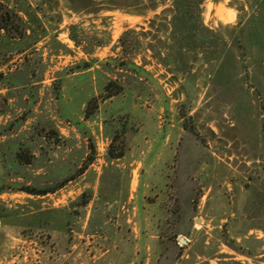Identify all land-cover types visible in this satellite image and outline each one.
Here are the masks:
<instances>
[{"label": "rangeland", "instance_id": "1", "mask_svg": "<svg viewBox=\"0 0 264 264\" xmlns=\"http://www.w3.org/2000/svg\"><path fill=\"white\" fill-rule=\"evenodd\" d=\"M0 2V264H264V0Z\"/></svg>", "mask_w": 264, "mask_h": 264}, {"label": "trees", "instance_id": "2", "mask_svg": "<svg viewBox=\"0 0 264 264\" xmlns=\"http://www.w3.org/2000/svg\"><path fill=\"white\" fill-rule=\"evenodd\" d=\"M171 8H170V18H169V27L172 28L173 35L177 33L181 34L180 36L183 39L191 38L197 34L198 31L207 30V28L202 24L201 21V4L202 0H171ZM0 29L5 31V33L11 38H22L25 33L24 23L17 12L11 9L6 4L0 2ZM129 31L123 32L120 36L121 47L125 48L124 35H126ZM72 39L78 45L76 38L73 36ZM100 42V41H99ZM100 43H98L99 45ZM122 89V85L116 81H108L104 86V90L106 91L107 96L114 95L120 92ZM91 102L86 106L85 116H89L91 114ZM7 129L0 126V135H3ZM13 155L17 161L21 163H30L31 157L28 155L25 150L21 147H18L13 151ZM122 155L121 152L112 153L111 157L118 158ZM11 180V179H10ZM14 181H9L5 183V185L0 184V192L5 190H17L20 189L28 194L33 195H44L50 191H53L54 188H42L35 187L32 185H18L13 183ZM13 184V187L11 185ZM61 186V185H58ZM57 188V187H56Z\"/></svg>", "mask_w": 264, "mask_h": 264}, {"label": "crops", "instance_id": "3", "mask_svg": "<svg viewBox=\"0 0 264 264\" xmlns=\"http://www.w3.org/2000/svg\"><path fill=\"white\" fill-rule=\"evenodd\" d=\"M116 246L114 245L113 250H115Z\"/></svg>", "mask_w": 264, "mask_h": 264}, {"label": "water", "instance_id": "4", "mask_svg": "<svg viewBox=\"0 0 264 264\" xmlns=\"http://www.w3.org/2000/svg\"><path fill=\"white\" fill-rule=\"evenodd\" d=\"M180 240L184 242V240L182 238Z\"/></svg>", "mask_w": 264, "mask_h": 264}]
</instances>
